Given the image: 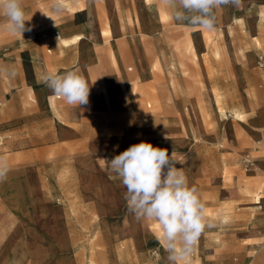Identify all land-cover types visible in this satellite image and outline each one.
<instances>
[{
  "label": "rangeland",
  "instance_id": "1",
  "mask_svg": "<svg viewBox=\"0 0 264 264\" xmlns=\"http://www.w3.org/2000/svg\"><path fill=\"white\" fill-rule=\"evenodd\" d=\"M22 2L30 19L25 26L31 31L19 36L0 29V59H6L0 62V72L17 74L22 69L24 88L30 89L37 68L43 75L54 71L50 63L77 59L85 46L94 52L90 64L104 65L110 73L109 58L115 61V54L110 50L109 57L105 49L112 43L121 47L134 105L105 111L102 117L90 114L89 146L99 139L101 154L110 161L140 142L174 144L160 148L169 155L175 151L182 162L175 166L183 168L189 187L198 190L211 224L195 246L192 264H264V248L251 254L255 242L264 240V0H242L240 8L215 10V30L200 32V54L192 28H177L176 23H186L174 20V9L164 10L170 16L161 22L160 32H152L144 13L162 0H63L59 14L50 10L51 0ZM132 15L135 20H128ZM5 22L0 15V25ZM55 24L78 32L60 33L69 41L64 43L54 34ZM61 42L78 43L68 47ZM253 50L258 54L250 59ZM7 81L10 88L21 84L15 78ZM234 112L246 114L243 126ZM163 126L169 130H161ZM79 152L80 146H71L66 156ZM103 171L98 206L91 203L86 210L72 203L75 199L67 201L69 245L64 228L53 223L58 206L40 208L33 194L35 179L32 182L24 170L9 169L0 182V197L8 209L0 205V264H69L64 256L72 264H169L156 239L157 225L136 219L121 179L105 161ZM253 171L258 176L249 175ZM58 199L65 204V196Z\"/></svg>",
  "mask_w": 264,
  "mask_h": 264
},
{
  "label": "crops",
  "instance_id": "2",
  "mask_svg": "<svg viewBox=\"0 0 264 264\" xmlns=\"http://www.w3.org/2000/svg\"><path fill=\"white\" fill-rule=\"evenodd\" d=\"M151 8L156 10L157 17L154 18L151 15L154 11L149 9L150 11L144 13V19L151 25L152 32L157 33L162 27L161 22L170 16H166L164 13V10L169 11V8L162 2ZM76 10L83 11V9ZM86 16L88 19L87 12ZM109 20L107 21L108 26ZM128 20L134 21L135 16L128 17ZM111 21L114 29V21ZM176 26L184 32L192 28L190 30L196 39L200 54L203 49V40L200 35L202 29L192 27L187 23L185 27L177 23ZM53 31L58 39L59 33L72 35L78 32L73 27L62 24H55ZM75 43L78 42L62 44L71 47ZM105 50L109 57L110 50H114L115 54V61L111 57L109 58L113 69V72L110 73L105 70L104 65L90 64L94 60V52L90 47L85 46L81 48L77 59L63 58L50 63V66L53 67L52 70L58 73L78 70L88 81L90 86L89 103L81 105L80 108L69 106L63 100H58L60 98L54 96L44 83V75L38 68L35 74L37 81L32 84L30 89L24 88L25 73L22 69L18 70L17 74L0 72V155L6 157L9 169L24 170L31 181L35 179L34 182L32 181L34 184L33 194L39 198L40 208L51 209L58 206L60 214L53 219V223L64 228V240L69 245H71L68 228L70 219L67 217L66 210L71 203L67 202L68 199H75L72 203L79 204L81 208L89 210L91 203H96L98 206L99 197L97 194L101 195L104 191V157L101 154V151H104V145L97 139L96 143L89 146L90 114L102 117L105 111H115L123 106L134 105L133 89L125 84L128 76L124 73L122 48L112 43ZM49 51L51 50L49 49ZM257 54L254 50L248 53L250 59L256 58ZM3 61L6 59H0V62ZM16 65L23 66V61L16 60ZM9 78H15L21 84L10 88L9 81H7ZM261 110L264 111V108ZM241 122L243 126L244 122L242 120ZM161 130L168 131L169 127L163 126ZM240 139L244 143L242 138ZM249 144L250 138L247 146ZM173 145L164 141L157 147ZM71 146H80L81 152L66 156ZM90 149L93 153H89ZM260 156L262 167H264L263 149ZM189 157L193 161L191 156ZM249 175L258 176L256 171ZM57 195L65 196L64 205H61L59 199L55 201ZM0 205L8 211L1 197ZM98 220L101 221V218ZM262 242L258 251L260 248H264V240ZM263 254L264 250L262 256ZM262 256H258V261ZM63 261L72 264V260L66 259L65 256Z\"/></svg>",
  "mask_w": 264,
  "mask_h": 264
},
{
  "label": "clouds",
  "instance_id": "3",
  "mask_svg": "<svg viewBox=\"0 0 264 264\" xmlns=\"http://www.w3.org/2000/svg\"><path fill=\"white\" fill-rule=\"evenodd\" d=\"M162 3L174 9L175 21L208 31L216 28L215 10L228 5L242 7V0H162ZM63 8V0H51L50 10L54 14ZM0 15L6 20L0 29L19 36L31 31L25 26L30 19L26 18L22 0H0ZM43 80L52 94L67 105L80 108L89 103L90 86L78 70L49 71ZM104 161L121 179L129 211L136 219L157 225L156 239L168 253L169 264H192L195 246L211 224L198 190L189 187L183 168L175 166L182 163L175 151L169 155L167 149L140 142ZM8 172L7 159L0 155V182L7 178Z\"/></svg>",
  "mask_w": 264,
  "mask_h": 264
},
{
  "label": "bare ground",
  "instance_id": "4",
  "mask_svg": "<svg viewBox=\"0 0 264 264\" xmlns=\"http://www.w3.org/2000/svg\"><path fill=\"white\" fill-rule=\"evenodd\" d=\"M152 11H154V12H152L151 14H152V16L153 17H157V12H156V10H152ZM59 35V37H60V39H62L63 41H64V43H68L69 41L67 40V39H65V38H63L61 35H60V33L58 34ZM76 39H78V38H76ZM189 46H190V48H192L193 46H192V44H191V40L189 41ZM242 50L243 49H241V52H242ZM235 113V112H234ZM236 114V116L239 118V119H243V120H245L246 119V114L245 113H242V112H236L235 113ZM261 143H262V145H263V147H264V139H262L261 140ZM263 152H264V149H263ZM252 163H253V160H252ZM256 198L260 201L261 200V196H259V193L257 194V196H256ZM261 243H263L262 241H256L255 242V245L252 247V249H251V254H252V256L258 251V249H259V247L261 246ZM252 244V243H251ZM263 248V247H262ZM158 252V251H157Z\"/></svg>",
  "mask_w": 264,
  "mask_h": 264
},
{
  "label": "built area",
  "instance_id": "5",
  "mask_svg": "<svg viewBox=\"0 0 264 264\" xmlns=\"http://www.w3.org/2000/svg\"><path fill=\"white\" fill-rule=\"evenodd\" d=\"M246 161L249 162L250 160L247 159Z\"/></svg>",
  "mask_w": 264,
  "mask_h": 264
}]
</instances>
